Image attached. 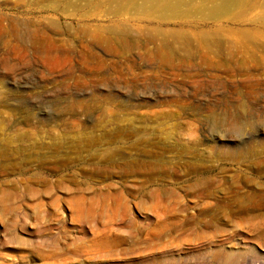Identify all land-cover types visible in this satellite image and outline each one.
Instances as JSON below:
<instances>
[{
  "label": "rangeland",
  "instance_id": "374dc122",
  "mask_svg": "<svg viewBox=\"0 0 264 264\" xmlns=\"http://www.w3.org/2000/svg\"><path fill=\"white\" fill-rule=\"evenodd\" d=\"M98 1L0 0V264H264V70L162 65L144 28L176 24ZM234 20L190 23L264 44ZM115 21L127 39L98 43Z\"/></svg>",
  "mask_w": 264,
  "mask_h": 264
},
{
  "label": "bare ground",
  "instance_id": "6f19581e",
  "mask_svg": "<svg viewBox=\"0 0 264 264\" xmlns=\"http://www.w3.org/2000/svg\"><path fill=\"white\" fill-rule=\"evenodd\" d=\"M84 1L86 3L91 2V0ZM98 4L101 6H103V4L106 5V11L112 15L127 13L129 16L138 17V20L142 21L150 22L151 19H154L163 24H168L169 22L175 23L176 27L172 28H164L161 26H159L160 28L155 26L151 28L146 26L144 28L148 33L147 38L156 41L158 44L153 53L162 65L172 67L174 65L173 59L179 54L181 57L180 59L186 61L192 60L193 58L199 59V63L204 67L219 69L222 65L214 60L221 58V53L224 51L225 57L229 58L228 65L232 64L234 59L238 60V62L235 63L237 70H264V44L260 45L258 41H251L250 35L244 34L242 37L250 41V48H245L243 39H239L238 36L235 35L237 30H233V32L232 29L226 30L221 27L202 30L190 23L194 21L214 20L235 21V18H244L246 15L252 13L253 16L262 20V28H264V0H99ZM117 22L118 21H115V23L108 26H96L94 34L92 35L93 38L100 44H109V41L113 39L125 41L128 37L127 30L129 31V28L126 24H116ZM118 27H121L122 31H119ZM86 29L87 28H85L84 31H86ZM138 31L140 32L139 29ZM233 35L235 36L232 37ZM166 40H172L176 44L180 43L181 46L185 45V52L179 51L176 48H166ZM55 41L52 39L47 40V42L44 41V46L40 50H35L45 56L61 57L65 55L67 52H62L60 47L55 45ZM42 44L43 42L41 45ZM105 49L107 53H112L113 55L122 54L110 45H107ZM122 51H124L123 48ZM92 56L94 58L96 55L92 54ZM96 57L98 62H100V57ZM108 99L114 101L116 98L111 96ZM237 108L242 114L243 112L247 113V108L244 107V105L241 104ZM211 118L215 119L213 116H211ZM235 123L236 122L226 128L227 131H230V134L242 131L238 127L239 125ZM114 125L115 127H113L114 129L112 128L113 130L111 132H104L95 138H88V140H92L93 143L101 142L103 138L109 137L119 139L123 134L124 128L118 120ZM116 151L120 153L122 147L116 146Z\"/></svg>",
  "mask_w": 264,
  "mask_h": 264
}]
</instances>
